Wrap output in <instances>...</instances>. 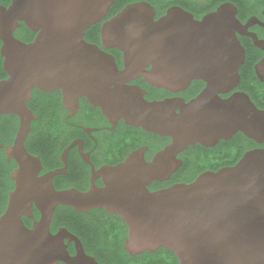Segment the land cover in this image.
<instances>
[{"label":"water","instance_id":"obj_1","mask_svg":"<svg viewBox=\"0 0 264 264\" xmlns=\"http://www.w3.org/2000/svg\"><path fill=\"white\" fill-rule=\"evenodd\" d=\"M116 0H12L0 6L1 53L8 77L0 81V117L21 119L14 145L8 146L20 167L12 174L16 189L0 216V264H100L82 251L71 257L62 237L50 229L59 205L78 210L104 207L128 225L125 247L131 254L165 247L180 264H264V148L244 153L234 165L207 170L191 182L150 190L182 165L178 154L189 145H212L243 132L264 142V109L236 91L243 46L239 21L231 5L196 19L172 8L155 19L145 2L130 3L105 20L101 45L85 38L86 30L104 19ZM23 22L37 32L32 42L15 37ZM123 53L124 68L103 48ZM264 59L257 66L259 74ZM144 77L151 85L178 92L193 80L206 86L192 99L148 100L145 90L129 82ZM264 80V77L261 76ZM61 89L65 101L80 96L99 106L116 122L169 136L171 142L146 160L144 149L104 170L103 187L87 191L57 189L56 171L39 176L41 161L25 139L36 118L28 106L32 90ZM40 219L28 227L23 215Z\"/></svg>","mask_w":264,"mask_h":264},{"label":"flooded vegetation","instance_id":"obj_2","mask_svg":"<svg viewBox=\"0 0 264 264\" xmlns=\"http://www.w3.org/2000/svg\"><path fill=\"white\" fill-rule=\"evenodd\" d=\"M12 0H0V6L8 7ZM145 2L154 9L155 19L166 15L172 8H181L191 13L196 19L216 11L222 5H231L236 10L239 26L236 35L243 46L245 57L240 65V82L229 93L236 91L247 93L255 104L264 109V67L261 74L257 66L264 59V0H116L115 11L100 21L109 19L130 3ZM112 12H114L112 14ZM14 35L21 41L32 42L37 36L21 22ZM101 45L100 37L90 40ZM0 39V81L8 77L4 68V56L1 53ZM103 48V47H102ZM115 56L118 67L124 68L123 53L116 48H103ZM199 89L192 91V82ZM188 88L173 92L164 87L151 85L144 77L129 82L145 90L148 100L182 97L186 101L194 98L205 86L203 80H193ZM29 108L36 116L31 122L25 146L27 150L40 158L39 176L43 177L56 171L53 183L57 189L77 188L89 190L93 185L103 187L104 170L116 166L137 149H144L146 160L171 142L169 136L147 131L140 126L128 124L123 118L112 121L99 106L92 104L86 96H80L78 104L65 101L63 90L45 91L35 87L28 101ZM46 114V122L42 114ZM21 119L15 113L0 117V216L7 209L10 192L16 189V179L12 174L20 164L9 154L7 147L14 145L20 128ZM264 148V142H257L243 132L235 133L229 139H220L212 145L195 143L178 154L182 165L166 181H154L149 189L154 191L178 182H191L207 170H218L224 166L236 164L245 152ZM188 164L193 167L187 180L173 181V175ZM155 182L160 186L155 187ZM40 211L34 207L33 217L22 216L25 224L32 227L40 219ZM50 229L53 234L63 238L66 250L71 257L81 251L80 243L88 255L95 257L100 264H180L177 256L165 253L160 247L153 251L131 254L125 247L128 238V225L119 213L104 207L78 210L69 205H59L55 209ZM56 264H74L59 259Z\"/></svg>","mask_w":264,"mask_h":264},{"label":"trees","instance_id":"obj_3","mask_svg":"<svg viewBox=\"0 0 264 264\" xmlns=\"http://www.w3.org/2000/svg\"><path fill=\"white\" fill-rule=\"evenodd\" d=\"M112 11H114V12H116L114 9H115V7H113V5H112ZM111 11V10H110ZM114 12H112V14L114 13ZM100 28H101V23L100 22H98V23H96V24H94V25H92L90 28H88L87 30H86V37L88 38V39H90V40H97L98 39V37H100ZM199 85H196L195 84V81L194 82H192V88H191V90L192 91H197L198 89H199ZM42 114V113H41ZM44 115V117H41L42 118V120L44 121V122H46V124H47V121L48 120H46V114H42V116ZM3 116V115H2ZM191 169H193V167H191L190 165H188V164H185L181 169H180V171L178 172V173H176V174H174L173 175V180H172V182L173 181H181V180H187L189 177H190V174H191V172H192V170ZM160 185L157 183V182H155V187H159ZM3 194V193H2ZM2 194H0V197L1 198H3V196H2ZM164 251H165V253H168V254H173L174 256H176V254L174 253V252H171V251H169L167 248H165V247H161Z\"/></svg>","mask_w":264,"mask_h":264}]
</instances>
